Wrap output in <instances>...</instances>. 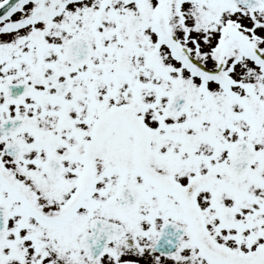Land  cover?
Listing matches in <instances>:
<instances>
[{
    "label": "snow or ice",
    "instance_id": "1",
    "mask_svg": "<svg viewBox=\"0 0 264 264\" xmlns=\"http://www.w3.org/2000/svg\"><path fill=\"white\" fill-rule=\"evenodd\" d=\"M0 264H264V0H0Z\"/></svg>",
    "mask_w": 264,
    "mask_h": 264
}]
</instances>
